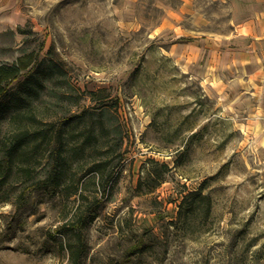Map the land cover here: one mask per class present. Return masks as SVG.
Masks as SVG:
<instances>
[{
	"label": "rangeland",
	"instance_id": "374dc122",
	"mask_svg": "<svg viewBox=\"0 0 264 264\" xmlns=\"http://www.w3.org/2000/svg\"><path fill=\"white\" fill-rule=\"evenodd\" d=\"M3 2L0 64L32 55L40 86L30 111L61 121L93 110L79 126L99 136L56 190L40 186L43 160L33 187L13 175L0 199V264H75L68 244L78 242V264H264V115L216 91L203 59L180 56L193 37L232 34L229 2ZM28 122L2 117L0 135ZM162 163L155 185L146 170ZM78 178L80 199L66 195ZM200 185L210 199L180 205Z\"/></svg>",
	"mask_w": 264,
	"mask_h": 264
},
{
	"label": "trees",
	"instance_id": "16d2710c",
	"mask_svg": "<svg viewBox=\"0 0 264 264\" xmlns=\"http://www.w3.org/2000/svg\"><path fill=\"white\" fill-rule=\"evenodd\" d=\"M32 55L29 53L18 57L11 63L0 64V118H9V120H26L30 125H26L11 135H0V199L6 198L9 192L5 186L9 185L10 179L14 174L24 176L23 182L29 183L32 187L38 182L36 172L42 160L46 169V176L42 179L41 188L46 190H56L62 184H66L67 180L71 182L68 175L75 159L83 156L87 149L94 147L92 141H97L99 134L94 133L92 127L89 130H82L80 124L86 118V114H94L90 109H83L79 113H71L65 119L60 120H42L36 117L31 108L35 99L38 98V86L40 79L35 77L29 66L32 64ZM23 70H26L24 73ZM52 72L51 69H48ZM14 81L17 83L12 84ZM86 127V123L82 125ZM83 139L79 141V137ZM121 137L119 143L121 144ZM118 144V143H117ZM120 144L118 146L120 147ZM121 154L119 155V159ZM105 161H94L89 167L87 174L91 172H99ZM40 164V166H41ZM105 167V166H104ZM159 173L147 168L146 177L151 175L155 180V185H158L163 180V173L169 170L167 163L161 164ZM94 174V173H92ZM112 174L105 175L106 181L111 178ZM71 187V190L66 194L77 195L78 199L83 198V194L78 191V183ZM141 181L139 182V186ZM105 191V184L103 185ZM203 186L200 185L196 190L189 191L181 195V203L187 202L189 197L198 196L209 200L207 194L202 193ZM104 194V192H102ZM95 198L96 195H95ZM21 191L17 195L16 200L21 201ZM78 207H81L79 204ZM94 210H87L86 214H81L77 218V222H82L79 227H82L86 222L92 221L97 213ZM73 222V221H71ZM174 223V221H171ZM75 225V223H72ZM77 224V223H76ZM78 236V235H77ZM70 259L78 264L82 249L79 242L69 243ZM143 247V246H142ZM139 245L136 248H141Z\"/></svg>",
	"mask_w": 264,
	"mask_h": 264
},
{
	"label": "crops",
	"instance_id": "0c3cea01",
	"mask_svg": "<svg viewBox=\"0 0 264 264\" xmlns=\"http://www.w3.org/2000/svg\"><path fill=\"white\" fill-rule=\"evenodd\" d=\"M227 1L232 34L193 37L179 54L190 64L203 59L199 71L215 82L216 91L223 97H239L264 115V0Z\"/></svg>",
	"mask_w": 264,
	"mask_h": 264
}]
</instances>
